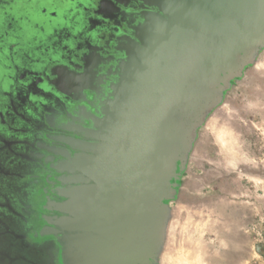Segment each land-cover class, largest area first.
<instances>
[{
  "label": "water",
  "instance_id": "water-1",
  "mask_svg": "<svg viewBox=\"0 0 264 264\" xmlns=\"http://www.w3.org/2000/svg\"><path fill=\"white\" fill-rule=\"evenodd\" d=\"M134 1L137 22L112 41L122 57L93 81L90 126L61 166L67 264H147L189 124L264 34V0ZM65 74L72 86L86 81Z\"/></svg>",
  "mask_w": 264,
  "mask_h": 264
},
{
  "label": "flooded vegetation",
  "instance_id": "flooded-vegetation-1",
  "mask_svg": "<svg viewBox=\"0 0 264 264\" xmlns=\"http://www.w3.org/2000/svg\"><path fill=\"white\" fill-rule=\"evenodd\" d=\"M42 4L0 20V264H67L55 210L63 201L61 166L76 153L69 143L84 139L79 128L90 126L94 109L84 103L92 102L93 81L122 57L113 38L142 6L61 0L49 14ZM41 15L48 20L31 33L32 19ZM65 69L85 83L64 82Z\"/></svg>",
  "mask_w": 264,
  "mask_h": 264
},
{
  "label": "rangeland",
  "instance_id": "rangeland-1",
  "mask_svg": "<svg viewBox=\"0 0 264 264\" xmlns=\"http://www.w3.org/2000/svg\"><path fill=\"white\" fill-rule=\"evenodd\" d=\"M9 1L3 22L38 2ZM32 20L31 33L48 19ZM221 78L188 126L147 264H264V34Z\"/></svg>",
  "mask_w": 264,
  "mask_h": 264
}]
</instances>
